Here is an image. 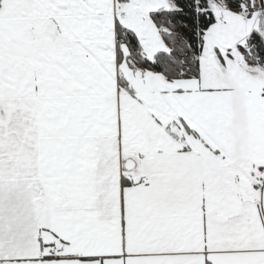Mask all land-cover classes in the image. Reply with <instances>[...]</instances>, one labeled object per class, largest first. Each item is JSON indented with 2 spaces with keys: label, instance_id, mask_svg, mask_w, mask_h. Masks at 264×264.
<instances>
[{
  "label": "snow or ice",
  "instance_id": "snow-or-ice-1",
  "mask_svg": "<svg viewBox=\"0 0 264 264\" xmlns=\"http://www.w3.org/2000/svg\"><path fill=\"white\" fill-rule=\"evenodd\" d=\"M0 264H264V0H0Z\"/></svg>",
  "mask_w": 264,
  "mask_h": 264
}]
</instances>
